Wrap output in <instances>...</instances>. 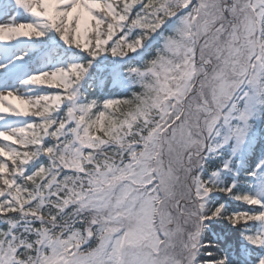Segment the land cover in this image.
Wrapping results in <instances>:
<instances>
[{"label":"snow or ice","instance_id":"6c2138e0","mask_svg":"<svg viewBox=\"0 0 264 264\" xmlns=\"http://www.w3.org/2000/svg\"><path fill=\"white\" fill-rule=\"evenodd\" d=\"M13 4L36 21L0 23V42L55 31L90 57H124L166 26L171 34L131 70L142 88L131 98L80 103L76 86L90 63L23 82L55 94L0 92V120L35 118L0 130V264H201L205 222L224 213L207 198L235 188L221 186L217 172L204 178L206 154L233 140L238 148L264 109V0ZM42 155L47 166L30 170ZM234 199L264 209V192ZM227 219L264 226V211ZM247 239L264 246V228Z\"/></svg>","mask_w":264,"mask_h":264},{"label":"trees","instance_id":"16d2710c","mask_svg":"<svg viewBox=\"0 0 264 264\" xmlns=\"http://www.w3.org/2000/svg\"><path fill=\"white\" fill-rule=\"evenodd\" d=\"M169 34H171V30L166 26L163 33L153 34L136 53L124 57H114L110 51L95 58L90 57L82 49L66 44L55 31H49L40 38H23L22 41L30 44L28 58L55 51L62 57L77 58V63L85 65L90 63L88 73L76 86L79 102L89 103L95 100L102 106L106 100L131 98L134 93L142 90L135 73L131 70L133 68L143 69L145 63L151 61L158 54V50L163 46L164 37ZM40 87L45 91H59L46 86ZM252 123L254 125H252L251 131H254L256 137L243 157V161L239 163L238 159H235L234 167L237 170L231 171V174L220 182L223 187L235 185L233 193L217 191L211 193L207 198V207L214 210L223 205L224 213L220 217L205 222L207 226L200 236L202 247L198 259L201 264H209L210 261H216L224 256H227L228 264H259L260 259H264V246L253 244L247 239L249 235H257L259 223L234 225L227 219L228 215L236 212L264 211L258 206H250L243 201L234 199V194H251L254 170L260 157L264 158V109H261L260 112L259 125L255 127V121ZM229 157V153L223 155L207 153L203 169L204 178L210 179L213 172L222 169L224 159ZM48 163L47 156L42 155L31 162L29 169L35 170L41 166H47ZM209 252L212 253L211 256L207 255Z\"/></svg>","mask_w":264,"mask_h":264},{"label":"rangeland","instance_id":"374dc122","mask_svg":"<svg viewBox=\"0 0 264 264\" xmlns=\"http://www.w3.org/2000/svg\"><path fill=\"white\" fill-rule=\"evenodd\" d=\"M4 12L0 13V23H20V22H35L36 18L33 17L27 10L19 8L13 4V0H5L3 5ZM14 9L11 15H8V11ZM20 40H23V37L17 38L12 41L0 42V64H7L6 68L0 69V92H6L8 90H13L22 95L28 96H39L47 94H55L56 92L42 91L40 86L26 85L24 80L29 77L30 65H24L25 60L23 56H19L24 50H19ZM164 43V42H163ZM163 45V44H162ZM47 71L55 70L57 68H65L61 64L62 61L55 56L51 60H47ZM59 63L58 65H55ZM36 66V65H35ZM260 108H257L255 114L250 118L249 124L250 127L247 129V134L244 142L237 148L235 141H230L228 144H225L223 147L218 148L214 152H210L212 155H223L224 153H229L230 158L224 159V164L222 169H218L215 172L219 173L218 180L219 182L224 181V179L231 174V171L237 170L234 167L235 159L239 161L242 160L246 155L249 146L253 142V138L256 137L253 135V131H250L252 122L255 120V126L257 127L260 121L258 116ZM34 117H17L14 115H5L2 120H0V130L9 131L12 128L24 126L27 123L33 122ZM227 165V167H225ZM212 178V176L210 177ZM264 192V159L259 162L256 167V178L253 181V191L252 194H257ZM264 226L259 225L257 234L261 231Z\"/></svg>","mask_w":264,"mask_h":264}]
</instances>
